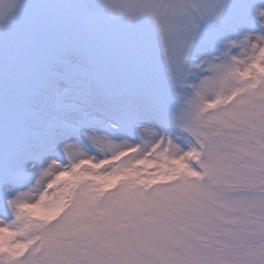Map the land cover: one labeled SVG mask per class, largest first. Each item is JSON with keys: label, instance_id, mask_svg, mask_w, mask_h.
Masks as SVG:
<instances>
[{"label": "snow or ice", "instance_id": "1", "mask_svg": "<svg viewBox=\"0 0 264 264\" xmlns=\"http://www.w3.org/2000/svg\"><path fill=\"white\" fill-rule=\"evenodd\" d=\"M0 264H264V0H0Z\"/></svg>", "mask_w": 264, "mask_h": 264}]
</instances>
